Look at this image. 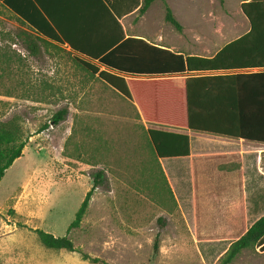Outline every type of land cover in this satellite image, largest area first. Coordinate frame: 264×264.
Instances as JSON below:
<instances>
[{
    "label": "rangeland",
    "instance_id": "rangeland-1",
    "mask_svg": "<svg viewBox=\"0 0 264 264\" xmlns=\"http://www.w3.org/2000/svg\"><path fill=\"white\" fill-rule=\"evenodd\" d=\"M171 1L183 32L166 21L160 0L142 24L135 15V31L171 33L179 46L195 43V51L213 53L250 27L241 0ZM21 28L0 4V122L19 120L30 136L24 155L0 181V264H95L79 251L45 247L36 229L68 236L82 252L110 264H219L218 249L204 244V201L196 200L193 186L174 183L172 160L164 163L168 173L160 170L146 134L151 125L136 106L65 45L35 36L39 52L27 49ZM63 108L67 117L54 124ZM241 141L208 144L239 152ZM260 160L264 170V155ZM98 171L104 182L82 224L68 232ZM263 260L256 248L247 249L232 264Z\"/></svg>",
    "mask_w": 264,
    "mask_h": 264
},
{
    "label": "trees",
    "instance_id": "trees-1",
    "mask_svg": "<svg viewBox=\"0 0 264 264\" xmlns=\"http://www.w3.org/2000/svg\"><path fill=\"white\" fill-rule=\"evenodd\" d=\"M154 1L142 0L139 15H144ZM2 2L22 27L17 34L33 53L39 52L35 36L63 45L69 43L74 50H80L61 37L32 0H24L20 4L17 0ZM164 5L166 21L183 32V24L171 5L166 0ZM241 8L250 23L248 31L229 41L211 57L175 53L141 37H129L117 43L104 56H92L99 63L121 73L140 76L188 71L191 74L187 76L129 77L102 70L98 64L84 58H76L91 73L133 103L144 123L154 125L146 129V134L152 158L163 173L160 158L191 155L190 135L172 128L264 143V0L244 1ZM68 113L67 108L58 111L53 117L54 124H59ZM49 126V123L44 125L41 131ZM29 139L19 120L0 122V181L13 163L24 155ZM221 169L232 170V165L223 164ZM94 178L95 184L86 194L68 232L82 224L93 192L104 182L105 173L98 171ZM35 231L40 242L49 249L79 251L85 260L110 264L82 252L68 236H55L42 229ZM160 235L157 234L156 247ZM263 243L264 215L232 242L219 264H232L245 250L255 249Z\"/></svg>",
    "mask_w": 264,
    "mask_h": 264
},
{
    "label": "crops",
    "instance_id": "crops-1",
    "mask_svg": "<svg viewBox=\"0 0 264 264\" xmlns=\"http://www.w3.org/2000/svg\"><path fill=\"white\" fill-rule=\"evenodd\" d=\"M23 1L17 0L19 4ZM32 1L55 26L61 37L73 43L80 50H74L69 43L64 44L67 48L74 51L80 57L98 64L102 70L119 73L124 76H187L191 73L185 71L165 75L138 76L130 73H121L99 63L92 56H104L117 43L129 37H141L152 44L165 47L175 53H183L186 56L199 55L211 57L225 45L213 53H199L195 51V43L190 45L187 42L179 46L178 42H176L177 39L171 33L156 32L155 37H150L143 26H141V30L146 32V34L137 33L134 24L135 15L138 13V17L141 18L140 23L142 24L150 11L148 10L142 16L139 15L142 0ZM160 1L164 3V0ZM166 1L172 6L171 0ZM191 1L193 4L196 2V0ZM244 1L247 0H241V3ZM155 2L157 0L152 3L150 8ZM0 4L3 6L2 0H0ZM164 41L166 42L164 43ZM153 126L151 125V127ZM172 130L187 132L190 135L191 155L160 158L159 161L162 168L167 172L164 163L167 160H172L173 180L175 176L174 183L181 184L182 188L185 183L193 186L195 193H197L196 200L199 197V199L204 201V244L208 248L218 249L217 254L221 258L232 242L240 238L264 215V170L262 169V161L260 160L264 155V143L243 140L241 141L242 144L238 147H242V149L239 152H232L233 148L226 149V146L221 147L219 145L208 144V141L211 140L214 142L219 139L225 141L231 139L230 137L218 135L206 137L202 135L203 132L174 128ZM246 142L252 143L255 146L246 145ZM217 143H220V141ZM246 147L253 149L245 151ZM235 157H238V159L235 160ZM223 164L232 165V170L221 169V165ZM183 167H186L185 172H183ZM249 167L252 168L251 173L247 170ZM174 183L172 182V186L176 190ZM195 204L196 214L198 215L199 204L198 202ZM256 249L264 256V243L256 247Z\"/></svg>",
    "mask_w": 264,
    "mask_h": 264
}]
</instances>
